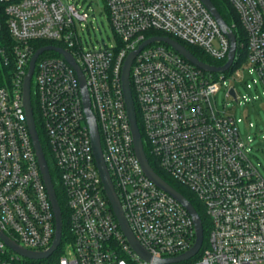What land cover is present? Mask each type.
<instances>
[{
    "label": "built area",
    "instance_id": "1",
    "mask_svg": "<svg viewBox=\"0 0 264 264\" xmlns=\"http://www.w3.org/2000/svg\"><path fill=\"white\" fill-rule=\"evenodd\" d=\"M105 2L115 43L86 48L77 25L89 14L75 3L0 0L14 42L0 48L5 65H12L10 83L0 86V231L30 250L45 251L55 239V214L23 103L32 56L53 45L70 52L85 76L104 160L136 238L154 258L176 257L196 242L194 220L145 174L136 156L123 66L130 52L159 32L202 49L217 66L227 62L230 40L201 0ZM229 2L246 41L240 53L237 42L227 71L203 70L164 42L145 46L130 70L144 146L161 170L196 196L207 219L200 251L170 264H264V174L241 136L242 119L217 107L223 86L227 100L258 98L240 97L227 84L242 70L253 82L242 80L248 89H264V0ZM31 101L66 208L61 243L47 264H162L144 260L118 223L94 154L78 73L61 53L47 50L38 57ZM64 243V253L53 257ZM40 260L18 254L0 237V264H44Z\"/></svg>",
    "mask_w": 264,
    "mask_h": 264
},
{
    "label": "water",
    "instance_id": "2",
    "mask_svg": "<svg viewBox=\"0 0 264 264\" xmlns=\"http://www.w3.org/2000/svg\"><path fill=\"white\" fill-rule=\"evenodd\" d=\"M205 6L209 9V11L212 13V15L215 17L217 22L219 23L222 31L227 35V37L230 40V51L228 60L224 65L217 66L212 65L210 63H207L205 61H202L198 59L184 44L179 42L178 40L170 37V36H153L148 39H146L142 44L138 46L137 49L130 52L127 56L124 66H123V72H122V82H123V89H124V95H125V101L127 105V112L129 116V120L131 123L132 133H133V139H134V149L136 156L139 160V162L142 165V168L145 172V174L161 189L172 195L174 198H176L183 206L186 207V209L191 214L195 229H196V242L194 246L187 252L176 256L172 258H165V259H159L154 258L148 250L145 249V247L139 242V240L136 238L134 232L132 231L129 222L125 216L124 210L122 208L121 201L117 195V192L115 190L114 184L111 180L108 168L106 166L101 143H100V137H99V131L97 122L95 119V116L93 115V112L91 110V101L89 92L87 89L86 79L85 76L75 61V58L73 55L62 49L61 47L48 45L39 48L34 55L31 58L30 65H29V71L24 79L23 84V103L27 115V122L30 130V134L33 140L34 148L36 150V154L38 157L39 166L41 169V173L43 175V179L45 181L49 198L53 206L54 214H55V220H56V233H55V239L52 244V246L45 250V251H38V250H30L22 245L18 244L15 240H13L11 237H9L5 232L0 231V237L4 240V242L15 252L18 254L31 258V259H43L49 257L60 245L61 239H62V229H63V216H62V210L59 204V200L57 198L56 189L52 180V176L50 173L48 161L45 156V152L39 137V133L37 131L36 121L33 113V107H32V101H31V81L33 77V71L35 68V63L38 59V57L47 50H55L59 53H61L68 61L71 63L74 68L76 69L81 89L83 93V100H84V108L86 112V116L88 119V123L91 130V136H92V143H93V150L96 157L97 165L102 177V181L104 184V188L106 191V194L109 198V201L112 205L114 214L118 220V223L125 234L126 238L128 239L129 243L131 244L132 248L144 259L147 261H154L156 263H162V264H170V263H176L181 262L184 260H188L189 258L196 255L204 242V227L202 223L201 216L199 215L198 211L194 207V205L185 197L179 190H177L174 186H172L167 180H165L150 164L148 156L145 151L144 141L142 137V133L140 131V127L138 125L137 121V115L135 110V103L132 95L131 85H130V70L132 63L135 59V57L138 55V53L148 44L153 42H164L168 45H170L172 48H174L177 52H179L182 56H184L187 60L191 61L198 67L202 68L203 70L209 71V72H225L227 71L234 62L236 51H237V37L233 29L227 24V22L224 20L216 6L213 4L212 0H201ZM231 93L235 95V91L232 89Z\"/></svg>",
    "mask_w": 264,
    "mask_h": 264
},
{
    "label": "rangeland",
    "instance_id": "3",
    "mask_svg": "<svg viewBox=\"0 0 264 264\" xmlns=\"http://www.w3.org/2000/svg\"><path fill=\"white\" fill-rule=\"evenodd\" d=\"M64 1L68 4L75 3L80 12L86 11L89 14V18L86 22L83 21L82 25H77L86 48H99L105 44L110 46L115 43L114 32L110 24L105 0ZM243 62L244 59H242V64ZM242 72L238 80L233 82L230 80L227 84L235 85L240 97L246 94L250 97L258 96V98L247 103H245L243 99L241 102H237L235 99L227 100V90L226 87L223 86L218 92L217 107L221 112L232 113L237 118L242 119V122L239 123L241 136L248 145V148H251V159L264 174V89L260 84L253 85L251 89H248L246 82L242 80L245 79L251 83L253 82L246 71L242 70ZM251 123L252 126H250ZM66 246L67 245L64 243L53 257L57 258L64 253ZM40 261L47 264L48 258H43ZM52 261H54V258Z\"/></svg>",
    "mask_w": 264,
    "mask_h": 264
},
{
    "label": "trees",
    "instance_id": "4",
    "mask_svg": "<svg viewBox=\"0 0 264 264\" xmlns=\"http://www.w3.org/2000/svg\"><path fill=\"white\" fill-rule=\"evenodd\" d=\"M212 2L216 6L218 11L220 12L222 17L224 18V20L227 22V24L235 32L236 37H237V42H238V49H239V53H240L242 51L241 43L246 41V34H245L241 24H240V20H239V17L237 15L236 11L234 10V8L231 5V3L229 2V0H212ZM156 34L163 35L164 33L159 32ZM13 43H14L13 39L10 36L9 31H8V27H7V23H6V16L3 12V6L0 3V48H3V47L8 48V47L12 46ZM181 43L184 44L198 59L205 61L207 63H210V64H218L217 61H215L210 56H208L202 49L197 48V47L192 46V45H189L183 41H181ZM239 64H240V62L237 61L236 66H234V68L232 70H234ZM11 69H12V65L11 64L5 65L3 56L0 53V86H4V85L10 83V78H11L10 70ZM33 111H34V117L36 120L37 131L39 133V137H40V140H41L44 152H45V156H46V159L48 161L50 173H51L52 180H53V183H54V186L56 189V193H57V198L59 200V204H60V207L62 210L63 220L65 221V215H66L65 209L66 208H65L64 195L62 194V191H61L59 184L57 182L56 171H55L54 166H53V161H52V158L50 156V152H49L48 147L46 145V140L44 137L43 130H42V128L38 122L36 107H35L34 103H33ZM136 112H137V114H136L137 115V121L139 122V115H138L137 109H136ZM145 151H146V154L148 156L149 162L152 165V167L165 180H167L172 186H174L185 197H187V199H189V201L194 205V207L198 211L199 215L201 216L203 227H204L205 240H206V237H207V219H206L204 210L202 208V204L197 200L196 196L188 188H186L182 184L175 181L167 173H165L163 170L160 169V167L156 163L155 159L153 158V156L148 151V148L146 145H145Z\"/></svg>",
    "mask_w": 264,
    "mask_h": 264
}]
</instances>
